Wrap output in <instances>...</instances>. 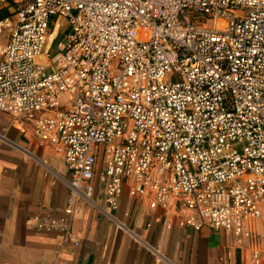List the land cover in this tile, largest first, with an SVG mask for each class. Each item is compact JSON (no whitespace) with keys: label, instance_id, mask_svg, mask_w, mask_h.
I'll list each match as a JSON object with an SVG mask.
<instances>
[{"label":"built area","instance_id":"1","mask_svg":"<svg viewBox=\"0 0 264 264\" xmlns=\"http://www.w3.org/2000/svg\"><path fill=\"white\" fill-rule=\"evenodd\" d=\"M0 3V113L70 175L29 228L79 246L84 203L132 234L126 191L146 228L207 229L264 264V0Z\"/></svg>","mask_w":264,"mask_h":264},{"label":"crops","instance_id":"2","mask_svg":"<svg viewBox=\"0 0 264 264\" xmlns=\"http://www.w3.org/2000/svg\"><path fill=\"white\" fill-rule=\"evenodd\" d=\"M13 13L12 4L0 3V19ZM13 121L0 113V264H249L248 252L223 234L165 230L159 224L146 228V204L126 191L117 217L132 234L84 203L77 204L73 222L79 246L62 245L59 233L32 230L28 218L61 214L70 175L63 159L41 146L31 128L19 129Z\"/></svg>","mask_w":264,"mask_h":264},{"label":"rangeland","instance_id":"3","mask_svg":"<svg viewBox=\"0 0 264 264\" xmlns=\"http://www.w3.org/2000/svg\"><path fill=\"white\" fill-rule=\"evenodd\" d=\"M127 211V210H126ZM126 211H124L123 213H125Z\"/></svg>","mask_w":264,"mask_h":264}]
</instances>
